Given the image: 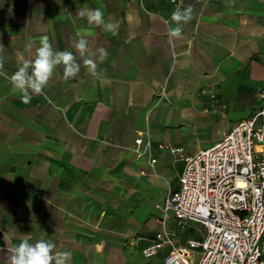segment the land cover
<instances>
[{"label":"crops","instance_id":"1","mask_svg":"<svg viewBox=\"0 0 264 264\" xmlns=\"http://www.w3.org/2000/svg\"><path fill=\"white\" fill-rule=\"evenodd\" d=\"M179 5L192 6L194 19L170 39L172 0H0V264L28 234L70 251V264L164 263L169 248L153 258L142 250L160 230L154 217L180 188L184 162L159 146L188 156L209 148L248 119L241 97L264 89V0ZM83 8L103 10L119 34L88 24L77 16ZM43 35L73 52L81 72L65 82L58 66L24 103L5 76L35 58ZM81 36L90 57L75 48ZM168 229L179 242L202 236L194 223L180 229L170 219Z\"/></svg>","mask_w":264,"mask_h":264},{"label":"built area","instance_id":"2","mask_svg":"<svg viewBox=\"0 0 264 264\" xmlns=\"http://www.w3.org/2000/svg\"><path fill=\"white\" fill-rule=\"evenodd\" d=\"M172 3L179 5V0ZM259 97L258 112L209 148L188 156L182 148L159 146L183 161L184 168L180 188L168 194L162 215L154 217L160 230L142 250L145 258L167 247L163 264H193L194 254L200 256L197 264H264V97ZM142 144V138L136 139V152ZM170 219L180 229L200 225L201 238L179 242L168 229Z\"/></svg>","mask_w":264,"mask_h":264},{"label":"clouds","instance_id":"3","mask_svg":"<svg viewBox=\"0 0 264 264\" xmlns=\"http://www.w3.org/2000/svg\"><path fill=\"white\" fill-rule=\"evenodd\" d=\"M77 16L80 18L86 17L88 24H94L97 28H102L103 31L110 33L112 36L119 34L118 25L111 22L110 17L106 20L105 13L100 8L79 9ZM193 19L194 9L192 6L181 7L177 5L170 16L169 38H181L185 26ZM88 45L89 41L84 36L78 39L75 48L78 50L80 57H85L86 54L89 57L91 56ZM28 47H31V42H29ZM4 51V46L0 45V75H5L3 71L6 59L3 55ZM99 52L101 62L108 58L109 53L106 49L101 48ZM84 64L93 77L103 78V70H97L98 66L93 59H84ZM58 66H63V79L65 82L76 79L81 72V64L73 52L56 50L50 37L43 35L40 37L35 58L25 61L11 77L5 76V78L10 81L12 93H18L22 101L28 103L33 95L43 93L53 79ZM258 95L264 97V93H258ZM30 239L31 234L25 235V238L12 249L10 264H70L72 253L67 250H58V246L53 240L38 239L35 242H30Z\"/></svg>","mask_w":264,"mask_h":264},{"label":"rangeland","instance_id":"4","mask_svg":"<svg viewBox=\"0 0 264 264\" xmlns=\"http://www.w3.org/2000/svg\"><path fill=\"white\" fill-rule=\"evenodd\" d=\"M259 97L256 96V94H250L249 96H245L244 98L241 97V105H240V111L241 112H245L247 110V113H245L246 118H249L251 116H253L255 113L258 112L259 108H258V99ZM240 99V98H239ZM190 147L188 148L189 150H192L194 148V143L189 142L188 144ZM152 261V260H151Z\"/></svg>","mask_w":264,"mask_h":264}]
</instances>
